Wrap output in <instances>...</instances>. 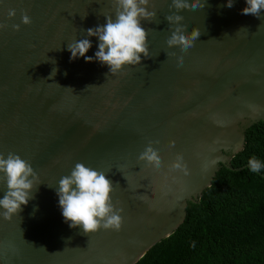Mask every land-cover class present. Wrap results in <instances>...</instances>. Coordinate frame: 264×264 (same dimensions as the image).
Returning <instances> with one entry per match:
<instances>
[{
  "label": "water",
  "instance_id": "1",
  "mask_svg": "<svg viewBox=\"0 0 264 264\" xmlns=\"http://www.w3.org/2000/svg\"><path fill=\"white\" fill-rule=\"evenodd\" d=\"M151 2L155 21L141 23L152 58L111 76L86 30L114 16V0H0V23L9 26L0 30V153L30 161L42 183L21 213L0 216V264H134L181 224L219 165L238 170L230 158L245 128L264 121V12L242 15L246 0L185 10L187 33L202 35L181 53L167 45L172 0ZM74 38L91 40L93 62L71 58ZM150 141H158L160 169L138 159ZM177 154L187 175L171 167ZM77 163L113 182L120 231L88 236L65 221L58 183ZM4 191L0 181V198Z\"/></svg>",
  "mask_w": 264,
  "mask_h": 264
},
{
  "label": "clouds",
  "instance_id": "2",
  "mask_svg": "<svg viewBox=\"0 0 264 264\" xmlns=\"http://www.w3.org/2000/svg\"><path fill=\"white\" fill-rule=\"evenodd\" d=\"M114 2V16L107 15L106 24L86 30V37L98 38L99 50L95 53V59L109 67L111 76L124 71L126 67L141 65L142 56L145 59L152 58L148 46L149 33L141 22H153L157 16L155 10L149 11V8L153 7L151 0H114ZM234 2L235 0H227L226 6L230 9L234 6ZM206 3L207 0H172L170 11L173 12L172 9H175V12L166 16L171 25V35L167 40L169 48L178 47L181 53H187L194 47L202 32L199 28H194L191 34H188V26L182 23L184 17L179 13L198 8L203 10ZM246 4L247 7L241 14L253 15L260 19L261 13L264 12V0H246ZM16 15L15 9H9L10 20L15 19ZM21 22L23 25L32 23L27 12L21 14ZM172 25L175 27L173 28ZM8 27L7 24L0 23V30ZM11 27L17 32L21 30L20 24H13ZM241 30L247 29L242 28L238 32ZM91 48L92 43L89 38H74L67 44L73 60L83 57L87 62H93V57L87 55ZM171 54L175 55V53ZM169 55L170 53L167 52L168 57ZM177 66H182V57L178 58ZM57 71L58 69L54 68L49 79L53 74L55 76ZM92 87L95 86H89ZM155 143L158 141H150L138 159L160 169L162 158L158 149L153 146ZM212 163L214 165L215 161ZM248 165L253 173L264 168V164L255 156L248 161ZM171 167L188 174L182 154H177L176 161ZM0 181L6 186L3 198H0V209H2L0 216L5 220H11L14 215L21 213L22 206H27L29 201L35 198L34 193L42 184L31 162L12 152L6 156L0 153ZM113 192L114 184L107 178L106 173L89 168L83 163H77L69 175L59 180L57 188L59 206L69 227L80 228L82 234L88 236L100 229L120 231L123 225V209L117 208L113 203Z\"/></svg>",
  "mask_w": 264,
  "mask_h": 264
},
{
  "label": "trees",
  "instance_id": "3",
  "mask_svg": "<svg viewBox=\"0 0 264 264\" xmlns=\"http://www.w3.org/2000/svg\"><path fill=\"white\" fill-rule=\"evenodd\" d=\"M264 121L245 128L242 149L219 165L196 202H188L181 224L134 264H264ZM195 245V246H193Z\"/></svg>",
  "mask_w": 264,
  "mask_h": 264
}]
</instances>
